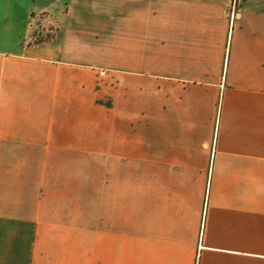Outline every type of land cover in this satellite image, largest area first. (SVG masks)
<instances>
[{"label":"crops","instance_id":"obj_1","mask_svg":"<svg viewBox=\"0 0 264 264\" xmlns=\"http://www.w3.org/2000/svg\"><path fill=\"white\" fill-rule=\"evenodd\" d=\"M44 2L0 0V264H264V0Z\"/></svg>","mask_w":264,"mask_h":264},{"label":"built area","instance_id":"obj_2","mask_svg":"<svg viewBox=\"0 0 264 264\" xmlns=\"http://www.w3.org/2000/svg\"><path fill=\"white\" fill-rule=\"evenodd\" d=\"M49 18L47 11L40 12L32 17L33 23L30 24L32 28V34L28 38L27 42L30 44L44 43L50 40L56 33L58 27L46 22Z\"/></svg>","mask_w":264,"mask_h":264},{"label":"rangeland","instance_id":"obj_3","mask_svg":"<svg viewBox=\"0 0 264 264\" xmlns=\"http://www.w3.org/2000/svg\"><path fill=\"white\" fill-rule=\"evenodd\" d=\"M41 1H45L44 3H46V2H49V0H41ZM62 8H63V2H61V4H59ZM46 6H48V5H46ZM54 9V8H53ZM48 13H49V18L48 19H46V22L48 23L47 25H49V23H51V24H53V25H56V22H55V20H54V18H53V13H52V11L49 9L48 10Z\"/></svg>","mask_w":264,"mask_h":264}]
</instances>
